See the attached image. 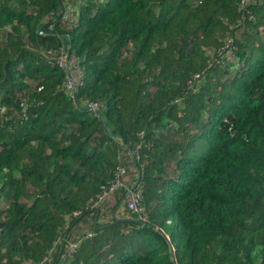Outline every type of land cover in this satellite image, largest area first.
I'll use <instances>...</instances> for the list:
<instances>
[{"label": "trees", "instance_id": "obj_1", "mask_svg": "<svg viewBox=\"0 0 264 264\" xmlns=\"http://www.w3.org/2000/svg\"><path fill=\"white\" fill-rule=\"evenodd\" d=\"M71 2L0 0V264H264V0Z\"/></svg>", "mask_w": 264, "mask_h": 264}, {"label": "built area", "instance_id": "obj_2", "mask_svg": "<svg viewBox=\"0 0 264 264\" xmlns=\"http://www.w3.org/2000/svg\"><path fill=\"white\" fill-rule=\"evenodd\" d=\"M65 1L66 6L64 7L62 16L66 18H75V8L72 5V0ZM252 1L253 0H240L241 8H244L249 2ZM230 41L231 39L228 38V40L225 41V44L220 47L218 52H222V50L229 45ZM45 55L47 57V62L57 65L64 71L65 78L63 81V85L72 95L74 91L84 82V74L79 64L78 56L71 52L69 49H66L64 46H60L56 51L49 48L45 51ZM196 76L198 75L196 74ZM38 88H41V86H39ZM22 106V111H24L23 115L26 118V103L22 102ZM89 106L92 108L97 107L96 102H90ZM124 172V167H119L115 173V179L108 185V187L101 193L98 198L101 199L103 196H107L109 193L115 191L116 189L123 188L125 190V206L140 213L142 211V206L141 192L138 189L139 182L138 180L134 183L128 182V178L125 177ZM96 204H98L97 200L92 203V206H95Z\"/></svg>", "mask_w": 264, "mask_h": 264}, {"label": "rangeland", "instance_id": "obj_3", "mask_svg": "<svg viewBox=\"0 0 264 264\" xmlns=\"http://www.w3.org/2000/svg\"><path fill=\"white\" fill-rule=\"evenodd\" d=\"M132 175H134V174H132ZM111 199H112V196H109L106 201L109 203L111 201ZM107 205L108 204H106L105 202H103V204L101 205V207L102 208H105ZM107 208H105V211H108Z\"/></svg>", "mask_w": 264, "mask_h": 264}, {"label": "water", "instance_id": "obj_4", "mask_svg": "<svg viewBox=\"0 0 264 264\" xmlns=\"http://www.w3.org/2000/svg\"><path fill=\"white\" fill-rule=\"evenodd\" d=\"M40 27H42V25ZM136 220L139 221L138 219H136Z\"/></svg>", "mask_w": 264, "mask_h": 264}]
</instances>
